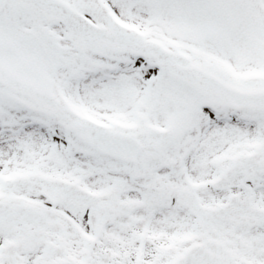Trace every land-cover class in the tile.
I'll use <instances>...</instances> for the list:
<instances>
[{
	"label": "snow or ice",
	"instance_id": "1",
	"mask_svg": "<svg viewBox=\"0 0 264 264\" xmlns=\"http://www.w3.org/2000/svg\"><path fill=\"white\" fill-rule=\"evenodd\" d=\"M0 264H264V0H0Z\"/></svg>",
	"mask_w": 264,
	"mask_h": 264
}]
</instances>
